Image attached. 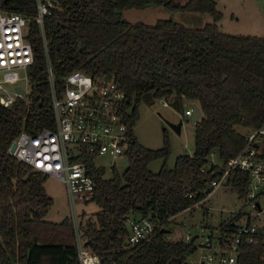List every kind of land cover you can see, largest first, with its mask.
I'll return each mask as SVG.
<instances>
[{
    "label": "trees",
    "instance_id": "obj_1",
    "mask_svg": "<svg viewBox=\"0 0 264 264\" xmlns=\"http://www.w3.org/2000/svg\"><path fill=\"white\" fill-rule=\"evenodd\" d=\"M57 7L44 18L48 57L58 87L70 71L113 75L132 105V125L141 102L165 100L183 113L185 100L195 102L201 116L194 126V152L179 155L172 168L167 137L162 148L141 145L130 131L127 167L121 173L105 169L87 157V170L95 182L98 210L80 221L83 247L99 256L101 264H178L189 244L169 241L165 226L178 213L193 209L214 188L222 175L210 163L218 156L225 165L245 145L244 133L264 123V38L230 35L218 30L222 13L216 0H55ZM161 6L171 13L209 14L211 23L186 28L172 19L154 25L131 24L124 10ZM0 9L29 18L27 40L33 52L28 67L30 91L10 107L0 105V264H80L72 220H43L52 199L44 188L45 175L36 173L7 153L21 130L35 133L53 127L45 50L39 26L33 21L35 0H0ZM238 128L244 131L241 133ZM264 155V154H263ZM161 159L157 172L149 164ZM206 170V171H203ZM247 173L233 171L229 190L244 201ZM190 195V197H189ZM239 211V210H238ZM151 216L161 227L154 239L128 247L125 217ZM220 225L231 228L240 216ZM204 216H207L204 213ZM236 264H264V235L241 246Z\"/></svg>",
    "mask_w": 264,
    "mask_h": 264
},
{
    "label": "built area",
    "instance_id": "obj_2",
    "mask_svg": "<svg viewBox=\"0 0 264 264\" xmlns=\"http://www.w3.org/2000/svg\"><path fill=\"white\" fill-rule=\"evenodd\" d=\"M36 14L33 21L39 26L45 50L47 82L50 88L53 110V127L41 128L35 133L21 130L7 149L10 157L28 166L32 171L49 176L66 186L72 212V222L77 223L75 204L90 202L95 182L87 170V157L109 156L112 159L126 157L130 144L132 108L126 92L113 75L87 74L73 70L67 73L58 87L52 73L47 51L44 18L57 7L55 0H35ZM29 18L16 12L0 9V105L10 107L17 99H25L27 91L20 83H29L28 67L33 64V52L27 40ZM30 84V83H29ZM24 90L21 95L16 88ZM162 106H168L161 100ZM192 108L185 107L183 118H190ZM245 145L225 165L213 159L210 163L219 167L222 175L211 182L216 188L228 184L233 171L247 173L249 188L244 202L249 211H234L227 219L239 218L231 228L224 227L212 240V236L200 242L199 248L206 254L194 258L197 247L192 235L184 240L194 251L187 252L178 264H236L241 246L251 245L255 236L264 235V123L244 133ZM12 144L15 145L11 150ZM114 165L110 166L112 170ZM206 171V170H203ZM190 197V195H189ZM128 233L124 240L128 247L154 239L160 225L151 216L128 214L125 217ZM75 231V229H74ZM169 237V236H167ZM75 243L80 264H101L98 255L82 246L75 232Z\"/></svg>",
    "mask_w": 264,
    "mask_h": 264
},
{
    "label": "rangeland",
    "instance_id": "obj_3",
    "mask_svg": "<svg viewBox=\"0 0 264 264\" xmlns=\"http://www.w3.org/2000/svg\"><path fill=\"white\" fill-rule=\"evenodd\" d=\"M178 3H185L187 0H174ZM216 8L223 15L217 23L218 30L230 35L256 36L264 38V0H216ZM123 17L129 23L134 24L141 22L145 25H154L159 19H172L182 24L186 28L200 29L206 23L212 22L209 14L175 12L171 13L161 6H149L145 9H128L124 10ZM27 91L30 89L29 83H20ZM162 106L161 100H155L152 104L141 102L137 107V119L133 126V133L138 142L149 149H160L164 145V138L167 137L169 145V156L166 165L169 168L174 166L175 160L179 155H192L194 152V127L191 125L189 118H183V113L177 111L173 106ZM196 104L192 101L185 100L183 107H191ZM182 121L180 133L175 132L168 124H177ZM238 131L243 133L242 128ZM213 159L219 163L217 155ZM94 163L98 167L105 169V178H110L112 171L111 165L119 173L127 167V157L112 159L109 156L97 157ZM163 164V160H154L149 164L152 172H157ZM44 188L47 195L52 199V204L43 217V220L51 223H60L65 218L72 220V212L69 204V197L66 186L49 176H45ZM75 215L77 223L72 222V226L79 235L80 221L90 217L91 214L98 210L94 202L85 204H75ZM241 210L248 212V204L237 198L235 192L229 190L228 186H218L210 193L205 195V199L194 205L193 209L184 210L170 219L168 226H165L168 233L169 241L185 240L188 234L198 237L194 240V246L197 251L194 258L199 254H206V250L200 249V242L206 236H212V240L220 233L219 225L227 219L234 211ZM204 213L207 216H204ZM73 221V220H72Z\"/></svg>",
    "mask_w": 264,
    "mask_h": 264
},
{
    "label": "water",
    "instance_id": "obj_4",
    "mask_svg": "<svg viewBox=\"0 0 264 264\" xmlns=\"http://www.w3.org/2000/svg\"><path fill=\"white\" fill-rule=\"evenodd\" d=\"M16 90L23 95L24 94V90L20 87H17ZM192 108V114L189 118V121L191 123V125L194 127L197 123V121L199 120L200 116H201V111L200 108L198 107L197 104H193L191 106ZM169 127H171L175 132H177L178 134L180 133V128L182 126V121H179L177 124H168ZM15 147L14 144H12L11 146V150H13ZM164 232L168 233V230H164ZM196 236H193V238L191 239V243L193 242V240L195 239ZM207 238H209V236H207Z\"/></svg>",
    "mask_w": 264,
    "mask_h": 264
}]
</instances>
